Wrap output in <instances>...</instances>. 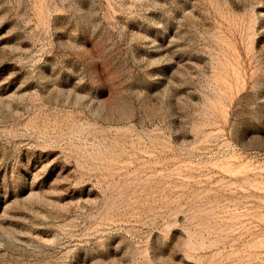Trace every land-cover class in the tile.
Segmentation results:
<instances>
[{
    "label": "rangeland",
    "instance_id": "rangeland-1",
    "mask_svg": "<svg viewBox=\"0 0 264 264\" xmlns=\"http://www.w3.org/2000/svg\"><path fill=\"white\" fill-rule=\"evenodd\" d=\"M0 264H264V0H0Z\"/></svg>",
    "mask_w": 264,
    "mask_h": 264
}]
</instances>
